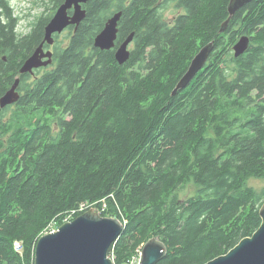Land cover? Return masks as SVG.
<instances>
[{"label":"trees","instance_id":"1","mask_svg":"<svg viewBox=\"0 0 264 264\" xmlns=\"http://www.w3.org/2000/svg\"><path fill=\"white\" fill-rule=\"evenodd\" d=\"M228 2L89 0L51 66L32 76L19 69L54 12L20 34L0 0V96L20 79V98L0 109V264H34L40 236L93 207L123 224L114 264L153 237L166 246L157 264H204L257 230L264 187L248 180H264V0L220 32ZM167 5L180 10L171 20ZM118 11L116 44L134 32L123 65L114 49L93 46ZM241 35L250 43L236 58ZM209 42L205 66L172 94ZM188 185L193 193L179 198Z\"/></svg>","mask_w":264,"mask_h":264},{"label":"water","instance_id":"2","mask_svg":"<svg viewBox=\"0 0 264 264\" xmlns=\"http://www.w3.org/2000/svg\"><path fill=\"white\" fill-rule=\"evenodd\" d=\"M88 1L64 0L56 8L45 25L42 41L22 63L20 74H33L34 70L52 63V52L44 51V44L52 45L54 34H60L69 26H73L76 30L85 17L83 5ZM251 1L229 0L228 18L221 24L219 31L223 32L230 18ZM121 15L122 12L118 11L110 16L93 41V46L99 50L114 49V58L119 65L129 60L131 51L128 45L134 37V32H131L116 44ZM249 43V36L241 35L232 46L233 56L237 58L242 55L248 49ZM213 48V43L209 42L198 50L173 88L172 94L187 86L205 66ZM19 82L20 79L16 77L11 86L0 96V109L18 101ZM259 215L261 225L251 236L241 239L227 253L204 264H264V202L259 208ZM122 229L123 224L118 218L102 216L97 209L90 208L72 220L64 222L55 231L40 236L35 246L34 264H114L108 252ZM165 254V244L156 237L150 238L142 245L140 264H157Z\"/></svg>","mask_w":264,"mask_h":264},{"label":"rangeland","instance_id":"3","mask_svg":"<svg viewBox=\"0 0 264 264\" xmlns=\"http://www.w3.org/2000/svg\"><path fill=\"white\" fill-rule=\"evenodd\" d=\"M10 6L13 10L14 16L19 18L17 24V32L24 34L30 30L31 24L36 21L40 16H48L54 12L52 8V0H9ZM180 10L175 8L173 5L165 6L162 11V17L166 20H171ZM70 37V29H64L60 34L55 37V46H65L68 43ZM133 43L129 45V49H132ZM231 66L230 63H228ZM51 66V65H49ZM48 67V66H47ZM40 72L44 69H38ZM36 72V71H35ZM10 110L5 112V115L9 113ZM248 185L252 186L255 190L260 191L264 187V180L258 178H250L248 180ZM194 188L191 185L185 186L178 192V197L183 199L191 195ZM97 209L96 207H93ZM101 209H106V204L101 203ZM98 210V209H97ZM99 211V210H98ZM100 213V212H99ZM101 215V214H100ZM107 215L105 217H109ZM70 220V217H68Z\"/></svg>","mask_w":264,"mask_h":264},{"label":"built area","instance_id":"4","mask_svg":"<svg viewBox=\"0 0 264 264\" xmlns=\"http://www.w3.org/2000/svg\"><path fill=\"white\" fill-rule=\"evenodd\" d=\"M87 207V205L85 204H81L79 206V209L78 210H83ZM74 212V211H73ZM50 231H54L53 229L50 230ZM13 248L16 252L20 253L22 252V242L21 241H18L16 240L14 243H13ZM141 248L142 246H139L138 248L135 249V251L133 252V254L131 255V257L125 262V264H140V259H141Z\"/></svg>","mask_w":264,"mask_h":264},{"label":"flooded vegetation","instance_id":"5","mask_svg":"<svg viewBox=\"0 0 264 264\" xmlns=\"http://www.w3.org/2000/svg\"><path fill=\"white\" fill-rule=\"evenodd\" d=\"M55 12V11H54ZM70 13V12H69ZM68 28V27H67ZM74 29V28H73ZM28 32V31H27ZM44 34V33H43ZM57 36V34H54V43L52 44V45H47L46 43L44 44V51H51L52 52V63H53V57H54V44H55V37ZM131 43H133V40L131 41ZM130 43V44H131ZM119 44V43H118ZM129 44V45H130ZM129 45H128V49H129ZM133 48V47H132ZM130 51H132V49H129ZM44 59V58H43ZM51 63V64H52ZM50 64V65H51ZM42 68H45V67H41V68H39V69H42ZM36 70H38V69H36ZM34 73H35V71L33 72V74H30V75H34Z\"/></svg>","mask_w":264,"mask_h":264}]
</instances>
